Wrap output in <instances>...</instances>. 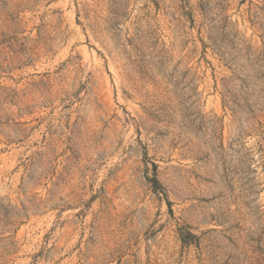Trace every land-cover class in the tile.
Returning <instances> with one entry per match:
<instances>
[{
    "label": "rangeland",
    "instance_id": "374dc122",
    "mask_svg": "<svg viewBox=\"0 0 264 264\" xmlns=\"http://www.w3.org/2000/svg\"><path fill=\"white\" fill-rule=\"evenodd\" d=\"M0 264H264V0H0Z\"/></svg>",
    "mask_w": 264,
    "mask_h": 264
}]
</instances>
